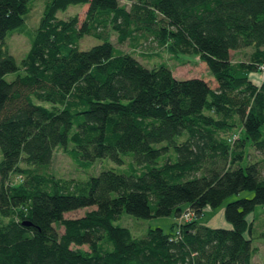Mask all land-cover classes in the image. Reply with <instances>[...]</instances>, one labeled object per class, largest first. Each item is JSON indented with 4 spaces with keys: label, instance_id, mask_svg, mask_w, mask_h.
Here are the masks:
<instances>
[{
    "label": "trees",
    "instance_id": "1",
    "mask_svg": "<svg viewBox=\"0 0 264 264\" xmlns=\"http://www.w3.org/2000/svg\"><path fill=\"white\" fill-rule=\"evenodd\" d=\"M131 1L45 0L32 28L31 0H0V264H252L264 204V80L251 72L264 64V0ZM84 4L83 18L58 15ZM111 30L119 42L152 35L174 53L198 54L216 84L145 65ZM16 31L30 40L20 63L5 40ZM85 36L100 41L82 47ZM242 48L249 56L233 59ZM69 141L80 165L133 157L127 172L82 180L42 170ZM244 189L254 194L224 206L230 226L198 219ZM184 203L194 217L169 231L138 236L117 222L124 211L179 216Z\"/></svg>",
    "mask_w": 264,
    "mask_h": 264
},
{
    "label": "rangeland",
    "instance_id": "2",
    "mask_svg": "<svg viewBox=\"0 0 264 264\" xmlns=\"http://www.w3.org/2000/svg\"><path fill=\"white\" fill-rule=\"evenodd\" d=\"M120 2L126 4L128 7L131 5V0H120ZM31 9L25 14V20L29 26L32 28L38 26L40 22L41 15L44 10L45 0H31ZM87 4L84 5H69L65 11L60 10L58 15L61 17H69L74 13H78L80 18H83L85 14ZM111 40L124 50L132 51L145 65L152 66L160 62L168 64L173 73L178 77L186 76H202L209 80L212 85H215L216 81L214 76L210 73L207 64L203 61L200 56L192 52H179L174 53L169 49L159 46L157 41L150 37H139L126 39L124 42H119L117 40V32L111 30ZM6 43L9 51L15 56L17 62L20 63L22 57L27 53L30 47L29 38L22 32H14L11 35H7ZM100 39L94 36H85L80 45L82 47H88L91 44L99 42ZM249 56V50H238L233 52V59L247 58ZM262 72V73H261ZM16 75V72L11 71L6 74L7 78H12ZM257 82L264 77L263 69L259 68L251 72ZM240 129L239 126L235 130ZM74 143L69 141L67 147L57 146L54 150L52 160L49 166L42 167L46 173H52L61 178H74L76 180H82L87 178L90 174H97L102 169L114 168L117 171L127 172L126 166L128 165V160L131 159L132 152L123 153L122 157L124 162L119 163L110 158L109 156L97 157L90 166L80 165V163L72 155V148ZM249 146V145H248ZM249 150L250 159L257 157L256 150L254 147L250 146ZM1 157V152H0ZM133 157V156H132ZM14 181L20 179L19 173L12 174ZM254 194L252 189H244L238 193H233L223 203L216 207L205 206L203 213L198 217L199 220L210 223L214 226H227L226 223L229 221L225 218L224 206L227 201L240 197V196H251ZM91 206L78 207L65 212V216H79L82 215ZM188 208L187 204H183V209ZM257 215L254 220V240L253 243L257 245V251L252 257V264H264V204H258L255 210ZM175 212L167 215H153V216H137L132 213L124 211L118 218L117 222L127 225L133 231L135 235H143L147 229L151 226L156 225L162 226L166 231L172 229V224L177 220ZM248 218H253V214L250 213ZM230 226V223L229 225ZM62 230V228H60Z\"/></svg>",
    "mask_w": 264,
    "mask_h": 264
},
{
    "label": "built area",
    "instance_id": "3",
    "mask_svg": "<svg viewBox=\"0 0 264 264\" xmlns=\"http://www.w3.org/2000/svg\"><path fill=\"white\" fill-rule=\"evenodd\" d=\"M261 69L264 70V64L261 65ZM195 213L193 210L190 208H186L181 212V214L177 217V220L179 222L185 221V220H190L194 217Z\"/></svg>",
    "mask_w": 264,
    "mask_h": 264
},
{
    "label": "crops",
    "instance_id": "4",
    "mask_svg": "<svg viewBox=\"0 0 264 264\" xmlns=\"http://www.w3.org/2000/svg\"><path fill=\"white\" fill-rule=\"evenodd\" d=\"M245 49H247V50H249L248 48H242V49H237V50H232L233 52H235V51H238V50H245ZM241 59V58H240ZM262 73V72H261ZM251 77L253 78V80L254 81H256L255 79V77L253 76V75H251ZM264 80V77L263 78H261V80L259 81V82H257V83H260L261 81H263ZM208 223V222H207ZM210 224V223H209ZM226 225L228 226L229 225V223H226Z\"/></svg>",
    "mask_w": 264,
    "mask_h": 264
},
{
    "label": "water",
    "instance_id": "5",
    "mask_svg": "<svg viewBox=\"0 0 264 264\" xmlns=\"http://www.w3.org/2000/svg\"><path fill=\"white\" fill-rule=\"evenodd\" d=\"M24 223H29V221H23Z\"/></svg>",
    "mask_w": 264,
    "mask_h": 264
}]
</instances>
